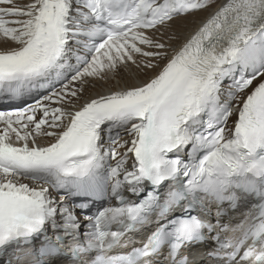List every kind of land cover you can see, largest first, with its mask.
<instances>
[{"label":"snow or ice","instance_id":"6c2138e0","mask_svg":"<svg viewBox=\"0 0 264 264\" xmlns=\"http://www.w3.org/2000/svg\"><path fill=\"white\" fill-rule=\"evenodd\" d=\"M131 65L159 71L81 103ZM25 99L0 264H264V0H0V102Z\"/></svg>","mask_w":264,"mask_h":264},{"label":"bare ground","instance_id":"6f19581e","mask_svg":"<svg viewBox=\"0 0 264 264\" xmlns=\"http://www.w3.org/2000/svg\"><path fill=\"white\" fill-rule=\"evenodd\" d=\"M207 15L208 12H199L192 16L177 18L171 23V27L164 36V40L167 41L169 35H175L178 39L172 41V43L175 47H179L180 44L185 42L195 32L199 23L206 18ZM160 63L163 64L164 61H160ZM158 71L159 69L142 72L134 65L128 68H122L112 79L107 81H92L89 85H86L81 103H83L85 99L93 97L98 93L103 94L110 90H117L125 86L138 85L155 75ZM125 139H127V137Z\"/></svg>","mask_w":264,"mask_h":264},{"label":"rangeland","instance_id":"374dc122","mask_svg":"<svg viewBox=\"0 0 264 264\" xmlns=\"http://www.w3.org/2000/svg\"><path fill=\"white\" fill-rule=\"evenodd\" d=\"M115 79V78H114Z\"/></svg>","mask_w":264,"mask_h":264}]
</instances>
